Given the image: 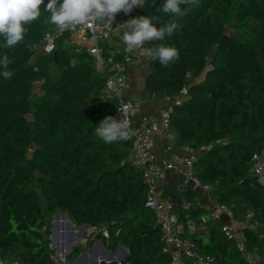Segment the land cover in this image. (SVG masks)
Masks as SVG:
<instances>
[{
    "label": "trees",
    "instance_id": "obj_1",
    "mask_svg": "<svg viewBox=\"0 0 264 264\" xmlns=\"http://www.w3.org/2000/svg\"><path fill=\"white\" fill-rule=\"evenodd\" d=\"M163 2L146 0L141 16L163 26L173 19L157 11ZM48 16L41 6L23 42L0 46L13 73L8 80L0 75V258L56 264L51 236L62 213L76 228L106 227L109 239L100 232L97 238L110 252L126 250L121 264H170L156 217L144 206L148 192L131 162L132 138L106 144L94 134L116 115L115 104L103 100L106 78L70 32L44 23ZM179 22L173 36L147 45L174 46L179 59L164 68L150 58L146 89L154 99L174 101L188 90L182 104L169 106L177 143L195 151L213 146L199 155L197 177L234 220L253 214L259 225L245 230L247 245L264 264V187L251 174L254 157L264 152V0H201ZM52 32L54 51L44 54ZM225 35L230 39L221 45ZM117 49L106 54L119 57ZM35 84L42 92L37 102ZM182 197L193 206L192 218L207 221L204 234L189 235L198 252L210 264H246L222 230L226 222L199 206L200 195L189 190Z\"/></svg>",
    "mask_w": 264,
    "mask_h": 264
},
{
    "label": "built area",
    "instance_id": "obj_2",
    "mask_svg": "<svg viewBox=\"0 0 264 264\" xmlns=\"http://www.w3.org/2000/svg\"><path fill=\"white\" fill-rule=\"evenodd\" d=\"M135 7L132 12L125 15L123 12L116 15L112 25L107 21H100L89 26H76L67 30L71 34V40L77 46L84 48L96 60L97 69L106 78L103 100L111 101L116 106L117 118H127L132 126L131 162L141 175L147 187V198L144 206L151 210L156 217L157 225L161 229L164 242L163 253L170 256V264H210L197 249V245L189 237L190 234H204L208 228L205 218L194 219L191 216L193 209L188 200L181 203V214H178L175 204L163 198L161 190V179L165 172H178L183 175V181L179 186L182 193L189 190L212 193L213 187L204 184L197 177L196 163L201 153L213 146L202 147L195 151L183 147V153H176L172 146L165 149V155L160 161L152 152V143L156 136H165L170 141H176L175 132L171 128L169 108L161 113L160 118L155 115H146L141 118V126L135 127L134 121L140 115L139 107L127 98L129 88V69L143 55L130 54L122 46L120 56L114 51L106 48L116 43L123 34V29L117 27L119 24L131 19V16H141L144 10ZM57 33H49L46 37L42 50L50 54L55 48ZM188 90L183 89L177 100L166 99L179 106L187 98ZM118 109L120 110L118 112ZM251 174L255 176L264 187V164L260 156L254 157ZM201 206V205H199ZM232 214L225 205H218L213 212V218L222 219L227 214ZM183 215V217H182ZM254 216L249 213L244 220H234L225 223L223 232L229 240L233 241L246 264H259V257L255 252L249 250L245 230L256 228L258 221L253 223ZM86 227V226H85ZM83 227V228H85ZM105 239H109L106 227L99 229ZM3 264H19L0 258Z\"/></svg>",
    "mask_w": 264,
    "mask_h": 264
},
{
    "label": "clouds",
    "instance_id": "obj_3",
    "mask_svg": "<svg viewBox=\"0 0 264 264\" xmlns=\"http://www.w3.org/2000/svg\"><path fill=\"white\" fill-rule=\"evenodd\" d=\"M155 5L156 0H151ZM146 0H0V37L6 48H14L25 40L29 26L41 16V6L49 13L44 23L55 26L59 33L71 30L76 26L107 21L112 25L117 14L128 15L135 7L143 8ZM201 5V0H164L157 11L170 14L173 19L163 26L157 27L151 16H137L126 20L117 27L123 29L122 44L130 54L143 55L144 58L158 60L161 67H168L179 59V50L171 45L156 43L145 47L150 41H163L182 29L180 19L188 16L191 11ZM183 6V7H182ZM9 57L0 58V75L5 80L13 73L8 70ZM120 110L118 109V112ZM95 136L106 144L128 141L134 135L132 126L127 118L106 116L95 128ZM3 264V261H0Z\"/></svg>",
    "mask_w": 264,
    "mask_h": 264
},
{
    "label": "crops",
    "instance_id": "obj_4",
    "mask_svg": "<svg viewBox=\"0 0 264 264\" xmlns=\"http://www.w3.org/2000/svg\"><path fill=\"white\" fill-rule=\"evenodd\" d=\"M137 16H131V18H135ZM122 37V36H121ZM122 40L121 38L112 45V48H118V51H121L122 49ZM147 47V45H145ZM151 59L150 58H139L135 63H133L130 66L129 69V88L127 90V98L131 100L134 104H136L140 109V115L135 119L134 124L136 128H139L141 126V118L146 115H155L157 118H160L161 113L168 109L170 106V103L166 100H157L151 97L149 92L146 89V79L151 73ZM168 146H172L174 151L176 153H183V147H180L176 141H170L165 136H156L152 143V152L160 161L162 157L165 155V149ZM262 162L264 164V152L262 153L261 157ZM183 181V175L178 172H165L161 179V190L163 194V198L171 201L175 204L178 214L181 213L180 207L183 200H185L182 197V194L179 190V186L181 182ZM192 192L200 195L201 197V206L205 207L206 209L213 212V209H215L219 204L217 201L213 198V192L212 193H204V192ZM64 215V214H63ZM66 216V215H65ZM62 219V218H61ZM222 219L229 223L233 221L232 214H227L226 216H223ZM67 220V219H66ZM61 220L55 219L53 222V226H59L60 227ZM71 225V226H67ZM62 233H74L77 237H82V244L83 247H78L75 251H72V247H68L65 251H63V254L69 257V260L64 261L63 263L67 264L68 262H75V261H81L85 260L87 255H91L90 250L88 249L89 246V240L91 237H95L97 233L99 232V229L94 228H76L72 225V222H67L64 229L61 230ZM99 241L94 246H99ZM94 247V249L96 248ZM93 249V250H94ZM89 250V251H88ZM98 250V249H96ZM69 251V252H68ZM95 251V250H94ZM77 253L75 256L74 254ZM76 257V258H75ZM108 256H106L107 259ZM105 259V258H104ZM100 261L101 263L105 260ZM97 264V263H93Z\"/></svg>",
    "mask_w": 264,
    "mask_h": 264
},
{
    "label": "rangeland",
    "instance_id": "obj_5",
    "mask_svg": "<svg viewBox=\"0 0 264 264\" xmlns=\"http://www.w3.org/2000/svg\"><path fill=\"white\" fill-rule=\"evenodd\" d=\"M234 14H235V9H234L233 14L230 17L232 20H231V22H230V24L228 26V31H227L228 34H233V25H234V22H235V19H234L235 15ZM41 95H42V92H41L40 85L39 84H35V86H34V102H37L40 99ZM261 161H262V159H261ZM67 222H70V219L67 216L63 215V217L61 219L60 227L59 226H57V227L54 226V228H53V235L51 236V242H52L51 247L55 250L54 261H55L56 264H64L63 263L64 261L70 259L66 255L62 254L63 253L62 251H65L68 247L71 248L73 246L71 250L76 252V249L78 247H83L84 246L82 244V239H84L83 238L84 236L77 237L74 233H70V234L69 233H65L64 234V233L61 232V230L65 228ZM67 226H71V225H67ZM55 236L57 237V240H55ZM91 239H93V240H91V241L89 240L90 244L88 246V249L90 250L91 255L90 254L87 255L85 260H81V261H78V262L77 261H75V262L72 261V262H68L67 264H93L94 262L95 263L97 262V264H101L100 261H103L104 258H105L104 262H108L109 261L110 258L107 257V259H106V256H108V255L109 256L113 255L118 261H119V258L121 256L123 257L122 254L118 253V250L116 252H110L108 250V248H107V244L103 240H98L97 235L95 237H91ZM98 241H99L100 245L97 248L94 245ZM94 247H96V248L94 249ZM96 249H98V250H96ZM74 255L76 256L77 253H75ZM262 260L263 259L261 257H259V261H260L261 264L263 262Z\"/></svg>",
    "mask_w": 264,
    "mask_h": 264
},
{
    "label": "water",
    "instance_id": "obj_6",
    "mask_svg": "<svg viewBox=\"0 0 264 264\" xmlns=\"http://www.w3.org/2000/svg\"><path fill=\"white\" fill-rule=\"evenodd\" d=\"M229 39H230V36L229 35H225L224 37H223V39L221 40V45H224L226 42H228L229 41ZM42 53H44L43 52V50H42ZM44 54H46V53H44ZM63 217V214L62 213H60V214H58L57 215V219H60V218H62ZM89 226H86V228H88ZM118 253L119 254H122L123 255V257L121 256L120 258H119V261L113 256V255H110V259H109V261L107 262V263H111V262H119V264H121L123 261H124V259L127 257V253H126V251L124 250V248L123 247H119L118 248Z\"/></svg>",
    "mask_w": 264,
    "mask_h": 264
},
{
    "label": "bare ground",
    "instance_id": "obj_7",
    "mask_svg": "<svg viewBox=\"0 0 264 264\" xmlns=\"http://www.w3.org/2000/svg\"><path fill=\"white\" fill-rule=\"evenodd\" d=\"M60 220H61V218H60ZM55 240H57V237L55 236ZM57 245V244H56ZM99 246H97V248H98ZM63 252V251H62ZM69 252V251H68ZM63 254V253H62ZM108 258H110V256L108 255ZM97 263V262H96Z\"/></svg>",
    "mask_w": 264,
    "mask_h": 264
}]
</instances>
